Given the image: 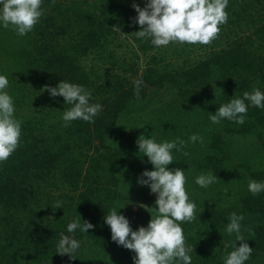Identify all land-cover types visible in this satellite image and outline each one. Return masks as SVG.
Here are the masks:
<instances>
[{
    "label": "trees",
    "instance_id": "16d2710c",
    "mask_svg": "<svg viewBox=\"0 0 264 264\" xmlns=\"http://www.w3.org/2000/svg\"><path fill=\"white\" fill-rule=\"evenodd\" d=\"M146 2L43 0L44 14L27 35L0 27V73L22 128L19 147L0 163V264H134L135 253L111 239L104 216L116 208L138 230L155 213L156 195L138 183L143 165L154 168L139 153L145 128L157 142L187 141L173 150L169 168L185 170L197 206L194 219L182 222L192 264H224L242 243L226 231L233 212L244 216L242 234L253 248L245 264H264V193L248 191L249 179L264 181V109L249 107L242 125L209 119L233 96L264 91V0H229L227 23L208 45L159 48L133 34L141 28L133 4ZM124 47L135 60L119 52ZM62 79L84 85L91 102L103 105L94 123L64 126L70 106L44 90ZM136 79L143 81L139 99ZM192 134L203 143L191 142ZM208 172L215 183L195 184ZM79 214L94 227L67 233ZM61 232L80 241L74 258L57 253Z\"/></svg>",
    "mask_w": 264,
    "mask_h": 264
},
{
    "label": "clouds",
    "instance_id": "9594fccd",
    "mask_svg": "<svg viewBox=\"0 0 264 264\" xmlns=\"http://www.w3.org/2000/svg\"><path fill=\"white\" fill-rule=\"evenodd\" d=\"M42 4L43 0H0V27L12 26L18 36L27 35L44 14ZM228 4L229 0H147L143 8L133 4L138 13L134 23L141 26L133 34L137 39H149L156 48L170 43L208 45L219 33L220 25L227 23ZM112 28L115 32H121L118 25ZM8 85V77L0 73V163L7 161L17 150L22 134L21 121L14 116V100L5 91ZM142 86L141 79L134 80L138 99ZM44 90L54 99L62 96L64 104L70 106L63 110L61 117L65 127L77 120L94 123L95 117L103 110L101 103L91 102L92 91L82 84L62 79L55 87L46 85ZM249 107L264 109V91L259 87L245 91L242 97L233 96L227 103H220L214 113L210 112L209 119L213 124L227 119L242 125ZM189 140L203 143V138L198 134H192ZM137 144L139 153L154 166L153 170L143 171L138 183L149 187L151 193L156 195L152 207L155 213L151 214L147 226L141 225L138 230H133L130 220L120 210L111 208L104 216L105 223L110 226L111 239L135 253L134 264H192L189 255L192 249L185 246L182 222L194 219L197 206L186 190L185 170L169 168L174 162L173 150L182 151L187 141L177 137L175 140L157 142L151 135L141 134ZM216 179L212 172L202 173L195 178V184L207 188ZM248 191L253 195L264 193V181L249 179ZM81 219L79 214L69 222L67 233H75L77 229L81 233H88L94 227L88 221L81 223ZM243 220L242 214H230L226 231L229 235L234 233L236 241L242 243L233 245L234 250L224 257V264H245L251 258L253 248L242 234ZM80 247V241L74 235L60 233L57 253L69 254L74 258L73 254Z\"/></svg>",
    "mask_w": 264,
    "mask_h": 264
},
{
    "label": "rangeland",
    "instance_id": "374dc122",
    "mask_svg": "<svg viewBox=\"0 0 264 264\" xmlns=\"http://www.w3.org/2000/svg\"><path fill=\"white\" fill-rule=\"evenodd\" d=\"M25 42H28V40L25 41ZM119 52H121L123 54H126L127 57H128L127 59H129L131 61L136 59V54H134L131 50L128 51L125 47H124V49H121ZM147 60H148V57L147 56L140 55V61H141V63L147 62ZM170 98H171V96L168 97L167 95H165L164 101L166 100V101L170 102L171 101ZM154 134H156V135H154ZM144 135H146V136H148V135H154L153 138L157 137L156 138V141L159 140V138H158L159 135L155 132V130L147 131V133L144 134ZM160 142H162V141H160ZM258 142H259V140H258ZM143 166H144L145 169H146V167H147V169L149 168L148 165H143ZM190 168H191V165L188 167V169H190ZM185 176L187 177V175H185ZM185 187L187 188L186 185H185ZM138 210H139V206H135L134 205L133 208H132V211L133 212H137Z\"/></svg>",
    "mask_w": 264,
    "mask_h": 264
}]
</instances>
